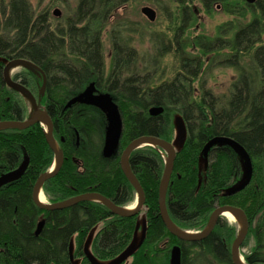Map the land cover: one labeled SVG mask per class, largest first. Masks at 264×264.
<instances>
[{"label": "trees", "instance_id": "trees-1", "mask_svg": "<svg viewBox=\"0 0 264 264\" xmlns=\"http://www.w3.org/2000/svg\"><path fill=\"white\" fill-rule=\"evenodd\" d=\"M127 1L78 0L74 15L53 25L46 12L35 14L29 0H0V121L28 118L24 93L9 86L3 76L9 60L27 59L42 79L24 65L12 78L32 93L35 82L37 105L51 116L54 137L64 154L61 169L43 186L48 203L98 192L124 206L135 200L137 192L121 168L122 151L142 135L172 142L175 118L180 117L186 136L167 189L171 219L182 229L199 231L217 206L240 207L249 221L241 247L244 260L264 264V0L248 4L253 7L252 18L229 39L222 34L197 36L196 54L186 50L194 16L190 3L195 0H176L180 14L174 19L172 38L169 42L160 38L157 51L163 56L173 52L179 68L161 82L156 81L154 59L152 69L139 68V53L121 27L111 31L112 62L106 69L102 33L114 10ZM199 1L209 9L215 0ZM226 30L224 26L221 32ZM209 53H214L213 58L227 55L221 62L237 70L227 95H215L202 83L195 85ZM91 82L112 94L122 114L123 134L112 157L103 155L106 125L97 107L73 101ZM216 136L233 138L251 159L252 176L242 188L232 189L242 169L237 147L216 143L206 149ZM204 151L208 163L200 180ZM162 153L149 145L130 155V167L145 192L146 224L132 261L122 264H159L161 256L162 264H169L174 246L181 250L182 264H234L231 246L238 230L226 217L196 241L182 240L167 229L159 210V184L166 165ZM53 157L42 124L0 130V175L26 162L21 175L0 185V264H73V257H79L80 264H93L86 243L96 226L92 254L101 261L115 259L137 238L138 214L120 216L90 200L63 209L39 207L33 187L49 170Z\"/></svg>", "mask_w": 264, "mask_h": 264}, {"label": "rangeland", "instance_id": "rangeland-1", "mask_svg": "<svg viewBox=\"0 0 264 264\" xmlns=\"http://www.w3.org/2000/svg\"><path fill=\"white\" fill-rule=\"evenodd\" d=\"M29 2L35 14L46 12L53 25L61 24L67 17L73 16L78 5V0H29ZM191 5L194 9V16L187 29L186 36L188 39V48L186 50L193 54L199 53V49L195 47V38L197 36L215 38L217 35L220 36V34H222L224 38L229 39L241 25L246 24L252 18L253 7L248 5V2L245 0H215L209 9L205 8L203 3L199 0L191 2L190 7ZM144 6H150L156 10L157 16L154 21H150L147 16L143 14L142 8ZM56 11H58V14H56ZM179 14L180 9L176 0H128L126 3L116 8L109 19L110 23L102 33L106 69L108 70L112 62L113 42L111 31L113 28L121 27L123 35L130 39L129 42L139 53V68L144 71L145 66H149V68L152 69L154 59L156 61V66H154L153 69L157 72L156 81L161 82L170 79L179 68L178 62L173 56V52H169L164 56L158 55L157 45H159L160 38L166 41L168 40V42L172 38L173 33L171 29L174 26L173 22L174 19L179 17ZM224 26L227 30L222 33L221 31L224 29ZM262 39L264 44V33L262 34ZM213 56L214 53L204 55L205 64L202 69L203 72L195 85L198 86L202 83L204 87L210 89L215 95H227L229 94L232 81L237 76V70L235 67L221 62L222 59L228 57L227 55H217L215 58H213ZM22 68V65H15L11 68L10 74L13 75ZM33 73L38 80L42 79V75L37 69L33 68ZM32 87L35 99L36 95L38 97L39 90H37L34 81L32 82ZM24 97L28 106V117H30L34 112V102L32 98L25 93ZM35 102L37 104L36 99ZM96 109L97 115L102 119L104 125L107 126L109 121L106 114L101 109ZM172 140L173 144L177 148H180L182 137L179 129L175 128V125ZM162 155L164 158L167 157L164 152ZM54 162L53 157L50 168L53 166ZM241 162L242 169L240 175L232 187L240 186L246 178L247 164L243 156H241ZM207 163L208 157L204 152L200 157V180H203L205 177ZM47 202L48 200L46 198L45 203ZM134 202H136V200L127 206L134 204ZM138 223L140 227L137 232V239L139 240L146 224L145 207L138 214ZM230 223L234 224L237 230H239L235 222L230 221ZM97 229V226L94 227L87 237L86 245L91 253L93 252V237ZM191 231L198 232L197 230ZM252 244L253 242H251V245ZM240 254H242V250ZM163 260L164 257L161 256L159 264H162ZM131 261L132 258L130 256L128 258V263ZM76 264L78 263L76 262ZM169 264H171V256Z\"/></svg>", "mask_w": 264, "mask_h": 264}, {"label": "water", "instance_id": "water-1", "mask_svg": "<svg viewBox=\"0 0 264 264\" xmlns=\"http://www.w3.org/2000/svg\"><path fill=\"white\" fill-rule=\"evenodd\" d=\"M246 1L248 3H254L256 0H246ZM142 12L144 15L147 16V18L150 21H154L156 19L157 14L154 8L150 6H144L142 8ZM56 14H58V11H56ZM15 65L30 66L35 69H36V65L27 59L14 58L6 63L3 72L4 80L9 86L19 89L20 91L29 95L32 98L34 102V112L30 117H28L25 120L0 121V130L10 127L23 129L35 123H40L44 126L46 132V140L54 152L55 165L54 167L49 168V170H47L45 173L41 174L37 178L34 184L32 197L35 203L39 207L49 210L63 209L75 205L78 202L90 200L107 205L112 212L120 216H134L139 214L145 206V201H146L145 192L139 179L136 177V175L133 173L130 167L129 158L134 150L150 145L156 147L160 151L165 152L167 156V158H165L166 165L163 171V176L159 184V210H160L161 218L164 221L169 232L182 240H187V241L200 240L205 236H207L214 229L220 217L224 216L223 215L224 212L229 211L232 213H237L241 217L242 228L241 229L239 228L238 234L232 243L231 257L234 264H247L244 260V257H243V261L240 259L241 247L245 241V238L249 230L248 217L242 208L233 205L217 206L211 213L208 224L201 231L198 232H193L188 229H182L173 222V220L171 219L168 213L166 196H167V189L170 183V179L173 173L176 153L179 148H177L173 144V142L158 136H154V135L139 136L131 140L130 143L125 147V149L121 153L120 156L121 168L125 176L129 180V182L133 185V187L137 192V197L135 198L136 204L133 208L129 209L128 208L129 206L127 205L120 206L114 203L108 197L98 192H86L56 203L41 202L39 199L40 193H43L44 196L46 197V194L43 190V186L48 179L56 175L61 169L64 162V154L60 149L59 143L54 137V133H53L54 124L51 116L47 113V111L41 110L38 107L32 92L24 84L15 81L12 78L10 71L11 68L14 67ZM73 101L95 106L101 109L106 114L109 123L105 128L103 155L105 157H112L116 155L120 146L124 125H123V118L120 111V107L116 102V100L114 99V97L112 96V94L109 92L99 91L95 87V83L91 82L86 89L81 91L77 95V97L74 98ZM45 124L47 126H45ZM175 128L179 129L183 144L184 138L186 136V128L184 122L180 117L175 118ZM216 143H226L237 147V142L233 138L228 136H216L213 139H211V141L207 144L206 149H208L211 145ZM237 149L240 152V158L241 156H243L246 161L247 170H246V178L243 180V183L238 187H232V189H239L245 186L251 179L252 169H253L251 159L239 147H237ZM204 152L206 153V151ZM25 168H26V162H24L19 168L0 175V185L7 182L8 180H11L12 178H16L17 176L21 175L24 172ZM43 224L44 221H41L39 223L37 228V233L41 231ZM139 242L140 239L138 240L137 238H135V240L131 243V245L128 246V248L125 251H123L118 257L110 261H101L95 258L93 254L88 250L87 245H86V252L93 264H122L135 251L137 244ZM171 264H182L181 250L178 246L172 248Z\"/></svg>", "mask_w": 264, "mask_h": 264}, {"label": "bare ground", "instance_id": "bare-ground-1", "mask_svg": "<svg viewBox=\"0 0 264 264\" xmlns=\"http://www.w3.org/2000/svg\"><path fill=\"white\" fill-rule=\"evenodd\" d=\"M45 126H47L45 124ZM57 145V144H56ZM167 158V157H166ZM55 163L53 164L52 167H54ZM39 199L41 202H45L46 201V197L44 196L43 193H40V196H39ZM136 202H134V204L130 205L128 208L131 209L135 206ZM224 217H226L229 221L231 222H235L238 227L241 229L242 228V220H241V217L239 216V214L237 213H232V212H229V211H226L224 212ZM240 259L243 261V255L240 254Z\"/></svg>", "mask_w": 264, "mask_h": 264}, {"label": "flooded vegetation", "instance_id": "flooded-vegetation-1", "mask_svg": "<svg viewBox=\"0 0 264 264\" xmlns=\"http://www.w3.org/2000/svg\"><path fill=\"white\" fill-rule=\"evenodd\" d=\"M246 1V0H245ZM257 1V0H256ZM256 1L254 2V3H248V4H255L256 3ZM22 71V69H20V70H18V71H16L15 73H20ZM27 87V86H26ZM28 89H29V87H27ZM30 90V89H29ZM31 91V90H30ZM32 92V91H31ZM33 94V93H32ZM47 198V197H46ZM76 262L78 263V264H80V258L79 257H73V264H76Z\"/></svg>", "mask_w": 264, "mask_h": 264}]
</instances>
